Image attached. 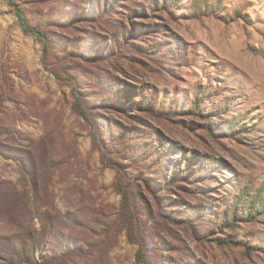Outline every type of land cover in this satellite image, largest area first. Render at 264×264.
Here are the masks:
<instances>
[{
    "label": "rangeland",
    "instance_id": "374dc122",
    "mask_svg": "<svg viewBox=\"0 0 264 264\" xmlns=\"http://www.w3.org/2000/svg\"><path fill=\"white\" fill-rule=\"evenodd\" d=\"M0 264H264V0H0Z\"/></svg>",
    "mask_w": 264,
    "mask_h": 264
},
{
    "label": "trees",
    "instance_id": "16d2710c",
    "mask_svg": "<svg viewBox=\"0 0 264 264\" xmlns=\"http://www.w3.org/2000/svg\"><path fill=\"white\" fill-rule=\"evenodd\" d=\"M15 15L18 19V22H19V25L21 27V29L25 32V33H29V34H32V35H35L36 37H38L42 44H43V50H44V54L43 56L46 58L48 56V46H49V41H48V38L46 36L45 33H43L38 27L34 26V25H31L27 18L25 17L23 11L21 8L19 7H15ZM195 103V107L196 108V104L198 102H194ZM72 108L73 110L78 114L80 115L84 120L88 121L89 122V119H88V114L86 113L85 109L83 108L81 102L78 100V99H75L72 103ZM119 192L122 193V190L119 189ZM140 245V244H139ZM138 256H140L141 258L144 257V253L140 250H138Z\"/></svg>",
    "mask_w": 264,
    "mask_h": 264
}]
</instances>
